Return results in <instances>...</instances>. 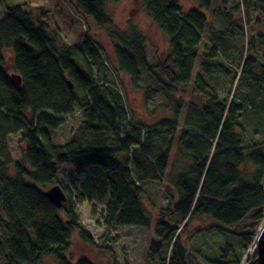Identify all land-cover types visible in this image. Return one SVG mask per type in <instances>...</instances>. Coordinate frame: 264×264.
<instances>
[{
    "label": "trees",
    "instance_id": "trees-1",
    "mask_svg": "<svg viewBox=\"0 0 264 264\" xmlns=\"http://www.w3.org/2000/svg\"><path fill=\"white\" fill-rule=\"evenodd\" d=\"M121 1L74 2L79 16L106 29L114 61L88 35L72 47L60 44L59 32L48 28L42 9L26 3L5 7L0 22V251L7 264H43L50 259L54 264H73L71 238L78 234L93 243L78 221V206L84 204L93 216L97 205L105 206L108 230L113 226L153 230L148 246L153 264H196L190 245L199 231L191 230L196 220H209L213 224L209 229L221 233L244 223L236 236L246 247L254 243L264 219V146L240 144L237 107L218 101L205 84L214 69L231 73L222 63H201L180 131L178 117L187 97L178 94V88L189 87L198 57L216 56V44L221 43L225 52L224 40L232 41L234 32L243 36L238 19L243 20L256 1L262 5L264 0H237L229 11H221L225 28L211 40L213 45L204 47L202 34L214 0H195L196 6L186 11L177 0H139L167 44L166 56L156 63L149 62L146 35L137 27L121 30L114 25L108 6ZM221 2L225 8L226 0ZM260 15L264 18V12ZM247 41L242 50L260 51V59L245 57L232 81L238 87L248 80L264 98V33ZM8 49L13 51L10 68L3 57ZM13 72L21 77L19 92L9 80ZM141 73L152 79L154 89L142 85ZM117 75L128 77L147 102L152 95L164 97L166 108L159 107L166 116L148 125L130 116L115 85ZM76 113L81 115V134L63 146L53 144L50 133ZM12 135H20L19 161L9 155L7 141ZM178 145L186 149L191 163L171 176L170 154ZM247 164L252 169L243 171ZM66 165L81 180L74 191L63 188L67 200L59 209L44 194L58 184L57 173ZM152 182L162 183L168 195V205L155 213L157 217L143 204L141 185ZM100 241L114 243L107 234ZM74 264L94 263L81 257Z\"/></svg>",
    "mask_w": 264,
    "mask_h": 264
},
{
    "label": "rangeland",
    "instance_id": "rangeland-1",
    "mask_svg": "<svg viewBox=\"0 0 264 264\" xmlns=\"http://www.w3.org/2000/svg\"><path fill=\"white\" fill-rule=\"evenodd\" d=\"M182 9L186 11L188 8L196 6L195 0H177ZM237 0H226L225 8L221 0H214L209 13L207 14V21L209 22L202 34V44L213 45L211 40L218 39L220 31L225 28L221 11H229L230 5ZM75 0H0V22L5 18V7L15 6L18 3H26L34 10L42 9L44 11L43 20L51 30L59 32L60 44L72 47V45L80 44L86 36L93 38L101 47L105 49L106 55L110 60L114 61V46L109 36H107L106 29L95 25L90 19L79 16L74 10ZM264 12V3L261 5L260 1H256L254 9L245 13L244 19H238V24L242 25L243 36L240 37L235 32L233 33L232 41L225 39V45L228 48L227 57L222 58L225 54L221 51V44H216L219 48L216 50L219 54L216 56L207 57L203 55L197 58L195 62L193 76L190 79L189 87L184 89L182 86L178 88V94L184 93L187 100L183 101L184 108L181 115L178 117L179 131L186 124L185 113L190 110L191 102L193 101V94L196 86L197 75H201V63L210 65H218L222 63L231 73L226 75L220 69H214L210 77L205 79V84L209 86L212 95H217V100L225 102L227 106L237 107L236 122L239 128L236 130L240 144L243 146H255L261 144L264 146V98L257 86L246 79L240 83L238 87L237 81L232 77L236 70L242 66L245 57H256L260 59L261 52L245 54L242 50V44L248 43L251 37L256 38L258 35L264 33V18L260 13ZM260 12V13H258ZM108 13L111 15L114 25L119 29L124 30L128 26L137 27L147 37L148 50L147 55L149 62L156 63L166 56L167 44L165 37L154 28L147 13L144 12L141 2L139 0H122L120 4L109 5ZM40 14V13H39ZM257 18L259 23H257ZM247 32V33H246ZM205 50V48H204ZM244 54L241 56L242 52ZM6 66L9 68L12 64L13 51L8 49L3 53ZM221 57V59H220ZM230 57V60H229ZM240 64V65H239ZM239 66V67H238ZM9 70V69H8ZM14 73V72H13ZM143 83L146 87H151L152 79L145 74H140ZM235 81V83H234ZM204 84V81H202ZM115 85L121 89L124 103L130 116L135 120L145 124H155L161 117L166 116V111L162 109L161 105L166 108L164 97L160 94L155 97L152 95V101L143 98L142 91L138 89L123 75L116 77ZM186 90V92H184ZM201 99L198 103H201ZM259 106L261 109L253 111L252 106ZM252 108V109H251ZM81 115L76 113L74 116L65 119L64 126L60 129L51 132L53 144L60 146L65 145L68 141L79 136ZM178 131V132H179ZM7 147L10 157L15 160H21L22 147L20 146V135H12L7 141ZM178 150V153H176ZM172 148L170 154L171 164L167 171L171 176L182 172L183 169L189 167L191 160L184 154L186 149L183 145H178V148ZM243 171H249L252 168L247 164L242 167ZM166 171V172H167ZM58 184L64 189L78 188L80 180L74 176V170L70 165L60 168L57 173ZM264 182V181H263ZM264 187V184H263ZM143 192V204L148 212L155 215L159 209H163L168 205V195L162 183L152 182L141 185ZM97 215L93 216L91 207L88 204L78 206L79 223L87 234L93 240V243L85 242L78 234L71 238L69 247V256L71 262L74 264L77 259L84 257L92 261L94 264H153L149 258V244L154 239L153 230H148L145 227H119L113 226L110 230L104 226V210L105 206L97 205ZM157 217V215H155ZM155 221V220H154ZM247 224V222H246ZM245 224V225H246ZM153 225V224H152ZM213 225L209 220H196L192 223L191 230L197 232L190 241L194 256H196V264H214L215 261H221L229 264H242L243 259L250 253L251 247H246L236 236L237 231L240 230L244 223L238 228H229L227 233H221L214 229H209ZM261 225V224H260ZM239 232V231H238ZM108 236L114 243L101 242V237ZM227 248L229 250H227ZM227 250V251H226ZM226 254V259L223 256ZM248 262V260L246 261ZM245 262V263H246ZM0 264H7L3 253L0 251ZM43 264H54L50 259L44 260Z\"/></svg>",
    "mask_w": 264,
    "mask_h": 264
},
{
    "label": "water",
    "instance_id": "water-1",
    "mask_svg": "<svg viewBox=\"0 0 264 264\" xmlns=\"http://www.w3.org/2000/svg\"><path fill=\"white\" fill-rule=\"evenodd\" d=\"M9 80L15 91L19 92L22 86L21 77L16 73H11ZM44 196L55 206V208L59 209H61L62 205L67 200L64 190L59 184L47 189ZM257 231L258 233L254 239L253 252L249 258L243 260L242 264H264V219ZM251 259H254L251 263L246 262Z\"/></svg>",
    "mask_w": 264,
    "mask_h": 264
},
{
    "label": "bare ground",
    "instance_id": "bare-ground-1",
    "mask_svg": "<svg viewBox=\"0 0 264 264\" xmlns=\"http://www.w3.org/2000/svg\"><path fill=\"white\" fill-rule=\"evenodd\" d=\"M252 252H253V246L251 247V249L249 250V255L246 257V258H249L250 256H251V254H252ZM245 259V258H244Z\"/></svg>",
    "mask_w": 264,
    "mask_h": 264
}]
</instances>
